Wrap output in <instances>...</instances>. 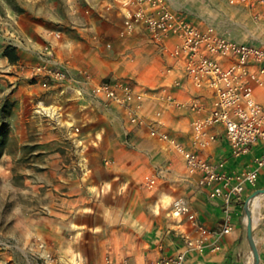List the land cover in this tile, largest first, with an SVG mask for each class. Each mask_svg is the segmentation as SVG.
<instances>
[{"label":"crops","instance_id":"obj_1","mask_svg":"<svg viewBox=\"0 0 264 264\" xmlns=\"http://www.w3.org/2000/svg\"><path fill=\"white\" fill-rule=\"evenodd\" d=\"M181 2L201 7L202 14L217 19L198 0ZM86 3L85 10L90 13L81 17L80 27H72L75 33L63 34L61 39L53 34L61 31L49 23L40 24L33 15L7 12L5 18L0 16V115L7 112L4 121L13 146L35 147L30 154L40 157L32 163L37 172L31 177V193L47 197L36 208L47 213L33 218L37 230L33 229L29 243L14 254L0 252V264H105L106 257L115 262L127 259L130 264H146L173 255L182 246L180 232H191L189 226H178L168 216L171 202L177 198L188 203L205 227L213 229L221 223V202L210 199L208 189L197 186L198 177L185 172L176 152L151 138L146 127L130 126L118 107L104 110L88 94L90 87L104 78L130 79L143 90L165 87L179 102H187L197 93L182 79L179 66L147 41L142 28L130 36L121 35L118 0ZM183 11L199 20L193 12ZM258 28V42L263 43V25ZM173 44L170 39L168 45ZM46 45L51 47L53 59L72 75L89 73L90 82L82 88V97L74 88H43L39 80L31 79L39 63L36 53ZM7 46L15 50L17 62L3 56ZM166 68L173 70L165 73ZM176 79L181 81L179 89L172 85ZM256 98L264 107V87L258 89ZM202 101L205 111L200 115L164 110L161 130L207 161L224 160L228 174L253 169L260 146L232 157L219 126L211 131L216 139L207 148L192 149L191 122L206 115L211 95L204 92ZM157 105L147 99L143 116L153 118ZM159 169L163 173L157 186L146 188L144 176ZM263 188L264 169L258 173L255 186L244 189L243 203L236 206L230 220L232 230L219 240L218 249L190 252L185 264H254L252 245L257 264H264V195L245 205L255 190ZM37 242L45 245L54 262L38 259Z\"/></svg>","mask_w":264,"mask_h":264},{"label":"built area","instance_id":"obj_2","mask_svg":"<svg viewBox=\"0 0 264 264\" xmlns=\"http://www.w3.org/2000/svg\"><path fill=\"white\" fill-rule=\"evenodd\" d=\"M225 2L247 12L254 23L262 24L264 28V0ZM118 4L122 17L121 35L130 36L137 28H142L147 41L179 66L182 79L187 80L197 93L189 101L179 102L165 87L143 90L130 79L111 78L91 86L88 93L90 100L104 110L121 109L130 126L146 127L151 138L165 143L181 157L185 172L198 177L197 186L208 189V197L221 202V223L213 229L199 222L183 198L171 202L169 218L178 226H189L191 232H180L182 246L173 255L158 257L146 264H185L190 252L218 249L219 240L232 230L230 220L236 206L243 203L244 189L254 187L258 173L264 169V107L256 98L258 89L264 87V42L236 41L213 25L172 9L166 0H118ZM170 39L174 40L172 46L168 45ZM53 57L49 45L36 53L39 63L34 66L31 79L39 80L43 88L51 85L74 88L78 97H82V88L90 82L89 73L82 71L74 76ZM172 70L166 68L164 72ZM172 85L179 89L181 81L176 79ZM204 92L212 97L211 107L205 116L191 122L192 149L207 148L216 139L211 131L219 126L232 157L245 155L253 146H260L253 169L228 174L224 160L207 161L161 130V114L166 109L186 110L195 115L203 113ZM147 99L158 104L151 119L142 114ZM162 173L159 169L151 176H144L142 184L148 189L155 188ZM37 247L40 250L38 259L55 261L44 250L43 243L38 242ZM104 263L130 264L127 259L115 262L109 257Z\"/></svg>","mask_w":264,"mask_h":264},{"label":"rangeland","instance_id":"obj_3","mask_svg":"<svg viewBox=\"0 0 264 264\" xmlns=\"http://www.w3.org/2000/svg\"><path fill=\"white\" fill-rule=\"evenodd\" d=\"M166 1L172 9L193 12L199 16L198 21L213 25L236 41L258 42L260 38L258 24L252 21L249 14L229 6L225 0H198L202 6L216 14V20L202 14L201 7L182 4L181 0ZM176 2L180 5L176 6ZM86 6V0H0V16L5 18L7 12L33 15L40 24L49 23L52 29L61 31L53 33L59 34L58 38L61 39L63 34L75 33L72 27H80L81 17L90 13L85 10ZM3 112L4 115H0V252L14 254L29 243L33 229L37 230L36 226L33 228V218L46 215L47 212L37 211L36 208L46 202L47 197L31 193V177L37 172L36 165L32 163L40 156L30 154L35 149L33 146L23 149L13 146L4 121L7 112ZM37 245L38 242V249ZM44 250L47 251L45 245Z\"/></svg>","mask_w":264,"mask_h":264},{"label":"water","instance_id":"obj_4","mask_svg":"<svg viewBox=\"0 0 264 264\" xmlns=\"http://www.w3.org/2000/svg\"><path fill=\"white\" fill-rule=\"evenodd\" d=\"M260 195H264V188L263 189H258V190H255L250 196L249 198L247 199L246 201V207L248 206V203L254 199L255 197L257 196H260ZM250 216H249V213H248V210H247V225H246V228H247V234H248V237L250 238V231H251V223H250ZM252 251H253V257H254V264H257V254H256V251H255V248L254 246L252 245Z\"/></svg>","mask_w":264,"mask_h":264},{"label":"trees","instance_id":"obj_5","mask_svg":"<svg viewBox=\"0 0 264 264\" xmlns=\"http://www.w3.org/2000/svg\"><path fill=\"white\" fill-rule=\"evenodd\" d=\"M3 56L6 57L11 63H15L19 59L12 47H6L3 51Z\"/></svg>","mask_w":264,"mask_h":264}]
</instances>
